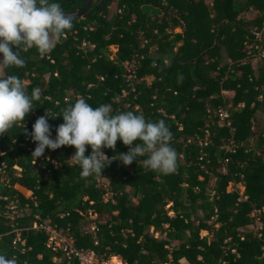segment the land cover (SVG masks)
<instances>
[{
	"label": "trees",
	"instance_id": "16d2710c",
	"mask_svg": "<svg viewBox=\"0 0 264 264\" xmlns=\"http://www.w3.org/2000/svg\"><path fill=\"white\" fill-rule=\"evenodd\" d=\"M50 2L67 12L83 0ZM263 20L264 0H104L86 20L73 22L48 56L35 48L21 52L25 67L4 69L0 78L18 76L29 95L40 90L24 121L28 133L46 114L54 139L61 111L83 97L93 108L110 105L112 115L133 111L163 120L179 159L166 176L146 170V157H137L81 178L70 159L73 147L46 149L35 161L36 144L14 127L0 135L7 177L0 184V254L18 264H77L51 250L47 235L31 229L35 223L123 264H264V59L242 53ZM82 40L93 46L84 54L76 49ZM221 90L232 98H222ZM219 107L229 111L232 131L207 113ZM127 150L119 140L115 151L103 149L108 157ZM13 198L23 216L11 220ZM253 209L260 211L257 231L250 230ZM89 216L91 230L82 231Z\"/></svg>",
	"mask_w": 264,
	"mask_h": 264
},
{
	"label": "clouds",
	"instance_id": "9594fccd",
	"mask_svg": "<svg viewBox=\"0 0 264 264\" xmlns=\"http://www.w3.org/2000/svg\"><path fill=\"white\" fill-rule=\"evenodd\" d=\"M74 18L63 11L59 3L50 0H0V72L11 67L23 68L26 62L21 52L35 48L41 57L48 56L74 27ZM169 65L171 61L167 62ZM152 67H157L153 61ZM183 76H178V83ZM41 100L39 89L29 95L24 81L15 75L0 78V135L10 133L14 127H23L26 135L36 144L31 156L44 155L45 150L62 146L75 149L70 159L80 168V177L102 176V170L113 160L124 166L142 160L143 167L166 176L178 167L179 155L171 147L172 133L163 120L151 122L143 112H121L112 115L110 105L93 108L83 97L61 111L63 123L56 127L52 138L48 115L38 117L27 132L26 116L33 112L34 101ZM127 146V152L108 157L103 149L115 151L117 141ZM139 141V143H137ZM86 146L91 152L86 155ZM0 264H18L0 254Z\"/></svg>",
	"mask_w": 264,
	"mask_h": 264
},
{
	"label": "built area",
	"instance_id": "2783aa9c",
	"mask_svg": "<svg viewBox=\"0 0 264 264\" xmlns=\"http://www.w3.org/2000/svg\"><path fill=\"white\" fill-rule=\"evenodd\" d=\"M250 34L252 40L250 42L243 43L242 53L246 58L255 55L257 56V58L264 59V20L259 27L252 29ZM92 47L93 46L91 45V43L82 40L76 49L82 54H84L87 50L91 49ZM123 69L124 74L122 75V77H125L126 80L130 79L132 74L131 64L125 62L123 64ZM121 94L124 95L125 93L122 91ZM220 96L229 100L232 98L233 92L221 90ZM207 113L217 118V124L219 128H228L230 131H232V128H230L228 121L229 111L219 107L215 109L209 108L207 110ZM231 148L232 145L230 143L229 145L224 146V151L229 152ZM40 161L41 159L39 160V162ZM223 163H227V158L223 159ZM6 183L7 177L4 172V165L0 164V184L5 185ZM1 199L3 201H6L5 197H2ZM17 202L18 201L15 198L8 202V212L6 217L11 220L21 218L23 216V210L17 207ZM259 214V210L253 209L249 215V217L252 219V224L256 225V229L254 231L260 229L258 219ZM31 229L43 231L47 235V245L51 248V250L63 253L66 258H74L77 264H123L121 260H119L117 257H109L102 259L96 257L90 250L77 249L73 247L72 240L69 239L63 231L56 230L54 228L49 227L48 225L33 223L31 225ZM20 245H22V242H20Z\"/></svg>",
	"mask_w": 264,
	"mask_h": 264
},
{
	"label": "water",
	"instance_id": "95a60500",
	"mask_svg": "<svg viewBox=\"0 0 264 264\" xmlns=\"http://www.w3.org/2000/svg\"><path fill=\"white\" fill-rule=\"evenodd\" d=\"M103 1L104 0H98V2L93 7H91L93 0H83L80 7L65 13L70 14L74 18L73 22L78 20H86L99 6L102 5Z\"/></svg>",
	"mask_w": 264,
	"mask_h": 264
},
{
	"label": "rangeland",
	"instance_id": "374dc122",
	"mask_svg": "<svg viewBox=\"0 0 264 264\" xmlns=\"http://www.w3.org/2000/svg\"><path fill=\"white\" fill-rule=\"evenodd\" d=\"M112 10H113V8L108 11V15L112 13ZM244 18H247V17L244 16ZM111 50L112 51H115V47H111ZM229 189L230 188L228 187L227 190H229ZM208 190H207V192H209ZM241 190L242 189L239 188V192H241ZM91 220H92V217H90V216L85 219V221L81 225V230L82 231H90L91 230V224H90V221ZM255 229H256V225L255 224H251L250 230H253L254 231Z\"/></svg>",
	"mask_w": 264,
	"mask_h": 264
},
{
	"label": "crops",
	"instance_id": "0c3cea01",
	"mask_svg": "<svg viewBox=\"0 0 264 264\" xmlns=\"http://www.w3.org/2000/svg\"><path fill=\"white\" fill-rule=\"evenodd\" d=\"M111 9H112V7H111Z\"/></svg>",
	"mask_w": 264,
	"mask_h": 264
}]
</instances>
